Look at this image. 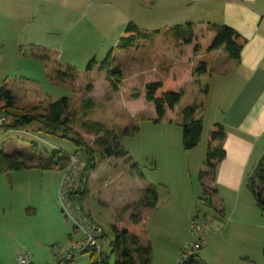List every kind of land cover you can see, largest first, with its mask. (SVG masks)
Wrapping results in <instances>:
<instances>
[{
	"label": "rangeland",
	"instance_id": "1",
	"mask_svg": "<svg viewBox=\"0 0 264 264\" xmlns=\"http://www.w3.org/2000/svg\"><path fill=\"white\" fill-rule=\"evenodd\" d=\"M17 22L13 18L10 26L18 25ZM209 32L207 28L194 30L193 46L196 44L199 50L208 51L211 45ZM89 33L85 30V35ZM2 37L0 31V40L4 39ZM170 38L167 34L159 37V42L154 38L143 40L128 54L119 51L112 35L85 38L78 44L59 45L58 50L48 52L24 44L23 39L21 46L4 45L5 53L14 48L15 54H20L12 61H0V90L6 87L15 93L22 110L38 108L44 113L53 101L67 98L70 109L80 121L97 122L111 130L138 129L136 134L123 138L120 143L128 153L127 159L137 165L138 171L131 168L127 159H109L99 164L88 182L90 196L85 203L86 212L105 230L107 240L103 252L109 264H115L111 252L115 237L113 227L120 229L130 225L132 211L129 209L143 197L149 186L156 188L159 200L155 209L140 212L142 223L138 235L141 243L152 250L151 264H176L178 255L173 258L184 241L190 240L189 227L194 218L212 223V230L206 236L212 238L211 248L201 251L198 260L206 264H264V216L250 189L253 173L245 175L241 184L222 191L219 199L226 202V205L222 202V219L211 204L214 194L209 187L214 185L217 160L213 161L211 172L207 166V154L211 149L209 140L214 124L209 100L202 115L198 114L204 121L199 147L191 151L183 148L180 110L185 104L200 100L201 96L196 92L197 82H191L190 78L183 81L180 88L188 96L175 110L168 111L159 123L154 122L157 116L152 104L143 100L147 83L164 77L159 80L165 88L175 90L177 79L169 77L173 70H190L173 62L175 56L170 49L175 45L177 48L186 46L176 40L172 43ZM188 53L182 52L185 56ZM109 55L114 61L112 68H122L117 92L107 80L108 71H99ZM91 61L96 63L95 69L88 72ZM58 66L62 70L73 69L77 80L67 83L55 80L54 71ZM201 79L207 84L206 77ZM202 86L204 89L202 84L199 87ZM136 92L142 94L141 101L131 100ZM89 99L95 106L85 116L84 104ZM131 101L132 105H125ZM218 115L222 117L221 112ZM78 123L73 129L94 148L96 136L82 130ZM37 128L0 131V153L11 155L17 151H30L35 145L49 154L62 151L71 155V160L66 170L43 171L30 167L0 174V264H18L19 255L24 254L29 255L34 264H55L66 249L83 240L82 233L64 207L65 194L70 187L76 186L79 169L83 167L81 156L75 154L71 142L39 134ZM30 157L33 158L34 154ZM21 162L32 166L24 158ZM34 162L39 161L35 159ZM202 174L208 176L201 179ZM214 206L219 208L217 203ZM241 222L245 225L242 230L225 235V225L230 223L236 227ZM91 253L78 254L68 264H92Z\"/></svg>",
	"mask_w": 264,
	"mask_h": 264
},
{
	"label": "crops",
	"instance_id": "2",
	"mask_svg": "<svg viewBox=\"0 0 264 264\" xmlns=\"http://www.w3.org/2000/svg\"><path fill=\"white\" fill-rule=\"evenodd\" d=\"M12 15L18 21L17 27L10 26ZM129 23H134L142 34L147 35L146 39L137 40V46L151 38L159 42L158 38L167 34L174 43L176 29H185L189 25L193 32L207 28L211 42L215 36L214 27L227 26L245 42L239 61L230 59L223 48L211 52L200 49L190 61L183 58L186 47L177 48L175 45L170 49L175 56L173 62L179 66H187L192 71L200 62L207 65L206 74L201 76L207 78V84L201 77L190 78L191 82L204 85L206 92L203 86L196 87L200 100L189 102L182 109L198 104L196 118L202 119L199 115L209 100L214 126L220 124L225 129V157L216 162L214 185L209 187L214 194L211 200L213 209L222 219V202L226 205L219 199L222 191L241 184L244 176L253 173L264 157V0H0V31L4 36L0 40V61H12L20 54H15L14 48L5 53L4 45L21 46L23 39L24 44L40 47L45 52L58 50L59 45L78 44L85 38L111 35L119 45ZM85 30L90 31L88 36ZM134 48L119 51L128 54ZM159 79L154 82H160ZM187 96L186 93L185 99ZM132 104L131 101L125 105ZM209 142L212 149L220 144L218 141ZM234 226L225 225L226 236L245 227L243 223ZM211 241L212 238L207 239L202 251L210 250ZM187 242L185 240L176 250L173 260ZM220 249L225 247L220 246Z\"/></svg>",
	"mask_w": 264,
	"mask_h": 264
},
{
	"label": "trees",
	"instance_id": "3",
	"mask_svg": "<svg viewBox=\"0 0 264 264\" xmlns=\"http://www.w3.org/2000/svg\"><path fill=\"white\" fill-rule=\"evenodd\" d=\"M214 30L215 36L208 51L211 52L223 48L230 59L239 61L240 53L245 43L240 35L227 26H215ZM124 34L125 36L120 40L118 47L123 51L134 48L137 40L147 38V35L142 34L134 23H129ZM174 37L188 48L187 52L189 53L186 56L184 55L183 58L190 61L199 51L196 44L193 46L195 43V35L191 25L185 29L177 28ZM113 63L112 55H109L99 67V71H108L107 80L111 83L113 90L117 92L122 80V68H112ZM95 65L96 63L91 61L88 64L87 71L92 72L95 69ZM54 72L55 80L59 82L67 83L77 80L75 71L70 67L62 70L61 67L58 66ZM206 72L207 65L203 62L198 63L192 71L181 68L173 70V73L169 77L170 79H177V89L175 90H167L163 82L147 83L144 88V101L148 104H152L155 110L157 119L154 122L159 123L168 111L175 110L176 106L185 98L186 93L180 88L183 81L191 78V76L199 78L206 74ZM204 92H206L205 89ZM141 97L142 94L136 92L131 96V100L136 101ZM69 104L67 98H62L50 103L44 113H40L38 108L22 110L18 107V99L11 90L6 87L0 90V114L4 115L9 120L3 129L4 131H22L32 126H37V133L65 139L73 144L75 147V154L81 156L80 164L83 167L79 169L76 186L70 187L65 194L66 202L76 214L88 219L90 218L91 220V215L87 213L88 211L86 212L85 208V203L90 196L88 182L91 174L97 170L100 163L109 159L126 160L128 153L121 146V140L133 136L138 132V129L127 128L123 130L116 128L111 130L97 122L80 121L75 111L70 109ZM94 106L92 99L85 102V116L90 114ZM199 108L200 105L193 104L180 112L183 118V148L185 151H191L197 148L201 142L203 120L196 118ZM77 123L82 130L96 136L94 148L85 143L82 136L73 129V126ZM225 136V129L222 125L216 124L212 128L210 141H218L220 144L215 149H209L207 154V166L211 168V172L214 169L213 161H220L225 157V152L223 150ZM33 154L34 157H30ZM22 158H24L26 162L29 161L32 166H28L26 163L21 162ZM35 159H38L39 162H34V165L33 161ZM70 160L71 155L62 151L49 154L48 152L40 150L37 146L32 145L30 151H17L11 155L5 154L4 152L0 153V174L7 170L19 171L30 167L39 168L43 171L55 169L66 170ZM127 162L131 164V159L128 158ZM131 168L134 171H138L136 164L132 165ZM206 176L208 175L202 174L201 179ZM139 177L143 176L139 175ZM250 189L256 199L258 209L264 216V157L253 171V176L250 179ZM158 200L156 188L149 186L143 197L129 209L132 211L130 225L123 226L120 229L113 227L115 237L114 241L111 242V252L115 256V264H151L152 250L150 247H145L141 243L138 235L142 223L140 212L143 210L155 209ZM103 239L107 240L105 230ZM91 262L92 264H109L108 258L104 255V252L99 254L92 251ZM189 264L206 263L197 258L196 260H192Z\"/></svg>",
	"mask_w": 264,
	"mask_h": 264
},
{
	"label": "built area",
	"instance_id": "4",
	"mask_svg": "<svg viewBox=\"0 0 264 264\" xmlns=\"http://www.w3.org/2000/svg\"><path fill=\"white\" fill-rule=\"evenodd\" d=\"M8 123V119L0 114V131ZM64 207L68 212L70 218L74 221L77 228L83 235V240L76 246L65 250L63 256L55 264H68L74 260L78 254L84 252L95 251L97 253L103 252V245L106 243L104 237V229L96 225L90 219L76 214L71 206L64 201ZM212 230V223L206 219L194 218L189 227L190 240L185 243L178 254L176 264H189L192 260H196L199 253L202 251L207 243V233ZM18 264H33L31 257L27 254L19 255Z\"/></svg>",
	"mask_w": 264,
	"mask_h": 264
}]
</instances>
